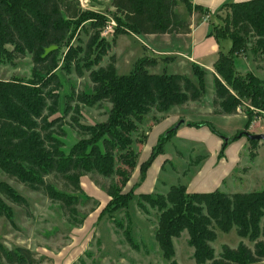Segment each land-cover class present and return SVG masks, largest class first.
<instances>
[{
  "label": "trees",
  "instance_id": "1",
  "mask_svg": "<svg viewBox=\"0 0 264 264\" xmlns=\"http://www.w3.org/2000/svg\"><path fill=\"white\" fill-rule=\"evenodd\" d=\"M185 2L191 5L189 0ZM110 5L114 17L121 23L115 28L112 40L105 42L97 36L96 41V37L91 36L85 49L80 50L79 46L70 44L73 31L83 22L97 26L103 19L94 23L95 17L99 16L84 12L79 0H0V62L26 56L32 61L31 77L27 80L0 81V169L9 178L59 202L74 224L81 223L85 217L80 218L76 210V205L84 200L76 194L81 192L80 177L93 173L111 179L107 187L109 199L100 218L126 209L133 193L122 189L129 180V173L137 166L133 135L139 125L150 111L164 113L172 106L200 99L204 91V72L199 66L193 65L198 79L195 84L186 76L167 73L165 69L158 74L151 73L147 68L155 66L157 58L147 55L134 62L128 75H118L112 56L105 66L95 70L92 65L88 67L93 91L87 93L72 88L65 97L63 115L55 116L58 91L62 87L57 69L62 60L61 67L71 70V59L75 57L72 51L88 58L90 54L94 55L92 64H98L113 49L119 33L190 32L191 22L175 11V0H111ZM224 6L232 7L231 25L222 27L220 33L217 31L221 28H214L212 33L217 40L228 38L231 45L228 51L219 52L213 64L212 107L217 114H237L240 99L246 98L252 107L264 111V78L252 73L242 75L235 65L236 57L246 51L245 44L249 41L264 53V0L228 2L221 8ZM194 8L208 11L198 5ZM62 44L68 47L63 56ZM104 102L111 105L104 121L96 124L81 122L80 105ZM243 114L247 129L256 113L245 108ZM66 116L81 136L67 149L62 141ZM176 128L159 139L139 167L142 180L155 157L163 152V139ZM50 177L64 180L72 190L59 189ZM115 177L119 178V184L113 181ZM3 198L26 209L27 200L5 182H0V217H5L14 227L12 208ZM137 205L145 214H149V209L158 212L154 238L166 259L175 255L173 239L186 231L187 244L193 248L196 264L264 261V189L236 193L219 189L199 192L188 191L185 185L179 184L170 186L165 194L141 192ZM125 218V224L123 220L114 223L123 229L127 242L138 249L129 233L127 214ZM233 227L236 234L247 238L252 246L242 241L234 248L223 244L216 256L211 245L217 235L216 228L229 232ZM0 261L39 264L29 248L10 249L1 242ZM171 264L177 263L172 261Z\"/></svg>",
  "mask_w": 264,
  "mask_h": 264
},
{
  "label": "rangeland",
  "instance_id": "2",
  "mask_svg": "<svg viewBox=\"0 0 264 264\" xmlns=\"http://www.w3.org/2000/svg\"><path fill=\"white\" fill-rule=\"evenodd\" d=\"M110 1L79 0L84 12L94 14V17L99 16L95 17L94 23L97 22V19L99 21L103 19V22L102 24L98 22L97 26L96 24L90 25L89 22L81 23L73 31V36L70 39L71 45L79 46L80 50H84L85 43L91 36H95L96 41L97 36L98 40L103 39L105 42L112 40L115 28L121 23L114 17V10ZM175 1L177 4L176 12L184 16L194 14L195 18H205L211 24L212 30L221 28L220 31H217L218 33L223 32L222 27L231 25L229 21L232 16V7L224 6L213 12H208L195 9L192 3L188 6L185 0ZM109 25L111 28L106 29ZM232 31L230 30V32ZM227 43L229 44L228 47ZM171 44L176 45L177 42L172 41L171 43L169 39L162 41V37L150 38L126 31V33H119L116 36L113 49L98 64H92L94 55L90 54L88 58L83 53L76 55L77 52L72 51L75 57L71 59V70L67 71L69 67L66 70L61 67L62 60L57 69L62 87L58 91V111L55 116L63 115L65 97L72 88L87 93L93 91L92 82L88 75L89 66L92 65L94 70L98 69L100 66L108 64L114 56L116 73L128 75L139 57L143 55L154 56L153 45L162 50ZM230 44L231 42L227 38L222 45H225L227 51ZM245 46L247 47L246 51L240 53L235 59L237 71L242 75L252 73L259 78H264L263 51L257 49L250 41ZM60 48L63 56L68 51V47L62 44ZM183 60L184 66H181L180 62L179 64L174 63L175 66H169L168 70L165 67L163 69L167 73L174 71L187 74L196 84L198 79L194 73L193 65L186 59ZM165 63L163 61L164 66L167 64ZM31 67L32 61L29 56L14 58L10 62H0V81H9L15 78L27 80L31 77ZM153 67H148L147 70L161 73L162 70H155L156 68ZM203 72L204 91L200 103L193 105L196 106L195 109L186 107L174 110L173 108L166 113L150 111L133 135L135 139L133 149L136 152L137 166L129 173V180L122 189L123 191L131 190L133 193L126 209H118L112 214H105L100 218L99 214L109 199L107 187L111 179L90 173L80 177L81 192L76 193L85 200L81 199L82 201L76 205L77 214H80V218L82 215L85 217L81 223L74 224L59 202L51 201L44 193L34 191L15 179L9 178L0 169V182H5L9 187L23 195L28 203L26 209L12 203L7 198H3L12 208L16 226L13 227L5 217H0V242L10 249L16 247L29 248L34 252L39 264H171L172 261L177 264H196L192 256L193 248L187 244L188 234L186 231L182 232L180 237L173 239L175 255L172 259L163 257L154 238L158 212L155 209H149V214L142 212L137 205L138 194L141 192L165 194L170 186L179 184L189 185L190 188L197 191L211 190L209 187H204L205 184L203 183L198 184L193 181L189 184L192 176L189 175L186 178L183 174L187 168L192 170L190 164H199L204 155H210L211 147L215 145L213 140L221 142L218 151L223 153V156L228 159V163L233 161V157L230 156L234 154L238 155L240 161L238 166L231 171V175L225 179L224 185H219L220 191L236 193L264 189V139L252 143L247 140L245 135H239L242 132L264 134V111L252 107L249 99H240L239 111L241 113L245 108L256 113L252 121L253 124L251 123L252 125L250 124L247 129L245 128V118L241 114L233 116L216 114L214 108H210L212 106L215 72L212 73V76L207 75L205 70ZM110 107L111 105L106 102L93 106L80 105V120L85 124L102 122L106 119ZM178 111H181L182 115H185L194 124L184 125L188 122L185 119L183 123H179L183 118L174 120V117L172 119L168 117L176 115ZM69 122L70 118L66 116L62 126L65 131V135L62 137L65 149L81 138L79 132ZM176 126V130L181 127V132L175 135L176 130L170 131L167 138L163 139V152L155 157L142 180L139 167L149 157L159 139ZM234 136L237 138L231 139ZM250 169L254 172L262 171L261 176L258 177L259 180L253 176L250 177ZM236 176L240 178V181L235 180ZM50 179L55 182L59 189L72 190V186L64 180L52 177ZM113 181L117 184L120 183L118 177H115ZM125 214L129 218V233L137 243L138 249L127 242L123 229L116 227L114 223L123 220L125 224L127 220ZM215 231L217 235L211 245L216 256L220 254L223 244L234 248L242 241L246 245L252 246L247 238H241L236 234L234 227L229 232H223L218 228ZM0 264L5 263L0 261ZM253 264H264V261Z\"/></svg>",
  "mask_w": 264,
  "mask_h": 264
},
{
  "label": "crops",
  "instance_id": "3",
  "mask_svg": "<svg viewBox=\"0 0 264 264\" xmlns=\"http://www.w3.org/2000/svg\"><path fill=\"white\" fill-rule=\"evenodd\" d=\"M189 1L190 3H192V5L201 6L203 8H206L208 12H213L219 9L225 3L239 2V1H246V0H189ZM181 16L191 21L189 33H185V34H173V33L172 34H142L143 36L150 37V38L162 37V41H164V39H169L171 43L172 41L177 42L176 45H173V44L167 45L166 49H162V50L156 47L155 45H153L152 51L154 52V56H150V57L157 58L158 60L157 64L153 68H156L155 70L158 69V70L163 71V68L165 67V69L168 70L169 66L171 67L175 66L174 63L179 64L180 62H181L180 65L184 66L185 63L183 59H186L191 65L199 66L200 68L205 70L207 75L210 74L212 76V73H214L213 64L217 60L219 52L220 51L226 52V48L224 47L225 45L223 46L222 44H223V41H225V39L227 38L217 40L214 34L212 33L211 24L209 23V21L205 20V18H201V19L198 17L195 18L194 14L193 15L191 14L192 17L190 15L184 16L182 14ZM135 36H138V35H135ZM228 46L229 44L227 43V47ZM229 48L227 49V51L229 50ZM178 57H180L181 59H179ZM162 60L167 63V64L165 63L166 64L165 66ZM161 63L163 64V66ZM115 67H116V63H115ZM151 73H156V72L154 71ZM171 73L184 75L193 82L192 78L187 74H183L180 72H174V71ZM213 95H214V86H213ZM213 95H212V98H213ZM201 98L195 101L189 100L183 104L172 106L169 110H172L173 108L175 110L177 108H186V107L195 109L196 106L194 107L193 105L199 104L201 101ZM210 108H213V107L211 106ZM182 114L183 113L181 111H178L176 115H171L168 117H171V119L174 117L175 118L174 120L183 118V120L185 119L186 121H188L187 124L184 123V125L194 124L193 121H190V119H188L185 115H182ZM238 114H241L242 116H244L245 121H246L245 115L241 113L240 111H238L237 114H232V115L220 114V115L233 116V115H238ZM180 128L181 127H178L175 135L181 132ZM213 141L215 142V145L211 147L212 152L210 151L211 152L210 155L208 156L204 155L202 161L199 164H195V163L190 164L192 166V170L187 168V170L183 174V176L186 178L189 177V175L192 176L189 181V184L190 182H193V181L194 183H198V184L203 183L205 184L203 185L204 187H209L211 189L209 191L218 189L219 185L221 184L224 185L225 179H227V177L231 175L230 174L231 171L235 169V167L238 166L237 164L240 162L238 155L234 154L230 156V157H233V161L228 163V159L225 156H223V153H220L221 151L220 152L218 151L219 147L221 146V142L220 141L217 142L216 140H213ZM250 172H251L250 177L253 176L256 180H259L258 177L261 176L262 171L254 172L252 169H250ZM236 177L237 178H235V180L240 181V178H238V176ZM181 185H184V184H181ZM185 186L188 191H197V190H193L192 188H190L189 185H185ZM199 192H208V191H199Z\"/></svg>",
  "mask_w": 264,
  "mask_h": 264
},
{
  "label": "water",
  "instance_id": "4",
  "mask_svg": "<svg viewBox=\"0 0 264 264\" xmlns=\"http://www.w3.org/2000/svg\"><path fill=\"white\" fill-rule=\"evenodd\" d=\"M183 122H184V120L181 119L179 123H183ZM241 134L245 135L249 140L257 141V140H263L264 139V134H252V133H248V132H242L239 135L241 136Z\"/></svg>",
  "mask_w": 264,
  "mask_h": 264
},
{
  "label": "built area",
  "instance_id": "5",
  "mask_svg": "<svg viewBox=\"0 0 264 264\" xmlns=\"http://www.w3.org/2000/svg\"><path fill=\"white\" fill-rule=\"evenodd\" d=\"M110 28H111V26H110V25L106 27V29H110Z\"/></svg>",
  "mask_w": 264,
  "mask_h": 264
}]
</instances>
